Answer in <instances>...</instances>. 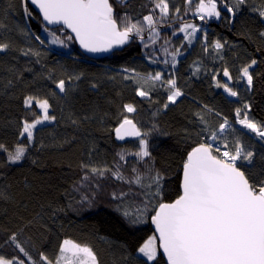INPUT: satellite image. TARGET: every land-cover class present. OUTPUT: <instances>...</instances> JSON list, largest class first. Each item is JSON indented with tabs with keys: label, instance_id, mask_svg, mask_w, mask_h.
<instances>
[{
	"label": "trees",
	"instance_id": "obj_1",
	"mask_svg": "<svg viewBox=\"0 0 264 264\" xmlns=\"http://www.w3.org/2000/svg\"><path fill=\"white\" fill-rule=\"evenodd\" d=\"M110 2L118 20L127 13L134 21H142L143 16L154 9V0ZM219 6L222 9V3ZM253 6H264V0H248L229 24L226 11L222 10L220 19L201 21L191 11L184 15L185 0H169V16L158 23L159 37L155 44L145 30L143 40L133 34L127 47L97 59L85 54L65 27L45 25L30 0L27 7L31 16L25 14L21 0H0V42L10 44L8 51L0 53V143L9 150L27 145L25 157L15 164L7 163L6 153L0 152V193L4 196L0 198V255L24 258L14 244L6 243L9 235L16 233L18 242L36 260L38 253L43 252L54 262L59 244L63 239H72L92 247L99 264H155L147 262L138 252V248L156 234L151 222L152 209L160 202L179 196L181 165L187 152L202 138L206 139L207 132H202L203 129L217 130L227 114L214 101V108L197 107L192 100L186 102L190 105L185 108L193 111L188 115L180 114L175 104L164 109L167 92L159 82L155 89L145 85L150 91L148 97L137 96L136 90L144 77L161 72L165 80L175 78L186 95L201 82L202 88L209 87L214 100L217 87L202 58L201 46L206 33L207 43L220 40L224 44L219 54L212 49L206 57L214 60L213 66L223 63L229 68L225 55L237 46L248 49L258 60L252 68V87H238V91L242 102L250 107L253 119L264 123V39L259 36L264 30V21L252 10ZM176 7L180 8L179 15L184 22L202 28L197 41L188 44L184 34L178 31L182 21L177 18ZM155 16H159L158 10ZM52 33L64 43H52ZM36 36L44 43L36 40ZM69 36L73 39L69 40ZM29 48L40 55H21L20 49ZM175 49L181 54L173 67L171 53ZM195 64L199 65V71ZM25 68L31 71H24ZM69 76L73 77L70 82ZM129 76L133 78H125ZM53 79H65L67 91L60 93L55 89ZM37 94L49 99V114L56 119L39 125L29 144L26 138L19 136L22 122L32 119L23 100L27 95ZM128 103L136 108L135 113L128 114L130 118L143 132L149 133L152 160L140 161L135 156L125 155V160L121 161L117 156L124 150L130 153L138 150L137 138L119 141L113 133L123 105ZM200 117L204 118L203 122ZM229 125L220 143L227 140L232 147L238 139L247 151H252V164L240 162L242 169L252 180L264 181V140L235 121H230ZM82 165L119 169L126 179L134 177L132 169L136 168L145 187L118 180L111 172L94 175ZM148 169H152V175L158 171L163 176L162 197L153 199L144 212ZM86 173L88 179L84 180ZM113 193L117 197L121 193L126 195L114 199ZM84 195L90 198V203L81 202ZM125 212L131 216H125ZM135 217L140 220L133 224L130 219ZM157 262L167 264L162 250Z\"/></svg>",
	"mask_w": 264,
	"mask_h": 264
},
{
	"label": "snow or ice",
	"instance_id": "obj_2",
	"mask_svg": "<svg viewBox=\"0 0 264 264\" xmlns=\"http://www.w3.org/2000/svg\"><path fill=\"white\" fill-rule=\"evenodd\" d=\"M116 2L123 3L124 0H116ZM28 3L29 0H21L25 14L31 16L27 7ZM30 3L39 9L47 24L63 25L70 29L80 46L92 53L106 52L114 46L124 45L133 34L140 36L143 40L142 34L145 30L149 32V39L155 44L159 37L157 25L169 16V0H154L153 11L143 16L142 21L139 19L134 21L127 13L118 20L114 15L113 4L110 0H30ZM185 3L187 7L184 15L191 11L201 21L210 18L220 19L219 5L223 3L224 10L229 14L228 23L232 24L241 6L246 5L248 0H234L232 3L228 0H185ZM156 10L159 12L158 17L155 16ZM252 10L258 14L261 21H264V6L259 8L253 6ZM174 11L177 18L182 21V26L178 31L183 33L184 39L191 44L201 28L194 23L184 22L183 17L179 15L181 11L179 7H176ZM173 35H176L175 31ZM259 36L264 39V30L259 32ZM52 37V43H64L55 33H52ZM35 39L41 44L44 43L39 36ZM68 39L71 40L73 37L69 36ZM204 41V50L207 52L206 33ZM9 48V43L0 42V53L8 51ZM211 48L219 54L224 44L216 40L211 44ZM164 51L168 53L166 47ZM20 53L26 57L40 55L31 48L20 49ZM180 54L179 49L171 53L173 67L176 64V57ZM36 63H39V60ZM257 64L258 60L253 58L239 70L238 78L246 80L249 89L253 85V75L250 69ZM24 71H31V69L25 68ZM197 71H199L198 68ZM222 72L227 81L231 82L233 77L228 68H223ZM125 78L132 79L133 77ZM72 79L73 77H68L69 82ZM213 80H216V76H213ZM157 82L167 92V102L163 104L164 109H167L169 104H175L177 99L183 95L177 86L176 79L165 80L161 72L144 77L143 83L136 90V95L142 98L148 97L150 91L145 89V85L150 89H155ZM53 84L60 93L67 91L65 79H53ZM216 87L222 88L229 96L238 95L228 83L217 81ZM23 104L30 110L32 119L30 121L25 119L22 122L19 136L26 138L30 144L37 127L45 122L54 121L56 117L49 114L51 104L47 97L38 94L27 95ZM248 107L245 105L243 111L240 108L235 110L236 123L264 140V126L249 119ZM135 112L136 108L133 104H124L120 119L113 129L115 138L119 141H124L126 138H137L138 140V150L134 153L127 152V150L117 153L121 161L125 160V155L135 156L140 161H145L146 158L153 159L147 139L149 133L143 132L128 115ZM200 119L203 122L204 118L200 117ZM229 126L228 119L224 118L217 130H202V132H207L206 139L202 138L201 142L187 152L181 165L179 196L170 203L160 202L153 207L154 214L151 216V222L155 226L156 234L150 236L138 248V252L146 258L147 262L158 264V253L162 250L167 264H264V181L252 180L242 169L240 162L246 161L248 165L252 164L254 157L252 151H247L238 139L232 147L229 146L227 140L223 143L219 142ZM0 152L6 153L7 163L15 164L25 157L27 145H17L14 150H9L3 143H0ZM82 167L98 176L111 172L118 180H126L129 184L134 183L145 187L143 177L136 168L132 169L135 173L134 177L126 179L119 169L113 171L108 168H89L88 165H82ZM147 171L149 183L146 185L148 191L145 192L147 200L144 212L148 211V204L153 199L162 197L163 176L158 171L152 175V169ZM83 179H88L87 173ZM125 195L126 193H121L120 197H117L113 193V198L119 199ZM0 198H4L2 193H0ZM81 202L90 203V198L84 195L81 197ZM124 215L131 216L128 212ZM139 220L140 217H135L130 219V222L135 224ZM7 242L15 245L18 252L27 259V264H99L92 247L72 239H63L59 244L54 262L43 252L38 253V260L34 259L18 242L16 233L10 234ZM24 258L18 255H0V264H26Z\"/></svg>",
	"mask_w": 264,
	"mask_h": 264
},
{
	"label": "rangeland",
	"instance_id": "obj_3",
	"mask_svg": "<svg viewBox=\"0 0 264 264\" xmlns=\"http://www.w3.org/2000/svg\"><path fill=\"white\" fill-rule=\"evenodd\" d=\"M221 14H222V9H221ZM200 33H201V31L196 34V38L193 39V41H197L196 40L197 36H198V34L200 35ZM202 43H204L201 46V49H203V51H204L203 52L204 55L202 54V58H204L206 60V63H207L206 64V68L209 71L211 79L213 80V76H216V80H213L215 84H216L217 81H219L220 83H227L224 80V78H223V72H222V69L225 68V65L223 63H220L218 65L213 66L212 63H213L214 60L213 59H209L208 60V58H206V57L209 56V53L212 50L211 44L207 43L208 51L206 52L204 50L205 41H203ZM234 46H236V45H234ZM234 50H235V48L229 50L228 53L225 55L226 56L225 59L227 60V63H228L227 66L233 71L234 77H235V80H236V84H234L233 86H231V85H229V86L232 87L233 90L238 93V95L235 96V97L229 96L226 92H224V90L222 88H218L217 87V96L214 97V100H213L212 97L210 96V90L208 89L209 87L202 88L201 82H200V86H198L197 89L194 88L195 92L192 90V92L190 94L186 95L182 91L183 95L184 94L186 95V100H184L182 98V96H183L182 95L181 97H179L177 99V102L175 103V108L178 110V112H180V114H184V115L187 114L188 115V114L193 113V111H191L192 108L191 109L190 108H185V107L190 105V104L186 105V102H188L190 100L195 102L197 107H200L202 105H206V106L211 107V108H214L213 107V101H214L216 103V105L219 106V109L225 111V113L227 114L226 118L228 119L229 122L230 121H235L236 122L235 110L237 108H240L243 111L244 110V106L247 105V104L242 102V100L240 98V95H239V91H238V89H239L238 87H243V86L248 87L247 83H246V80L238 78L239 77V70L245 64L250 62L251 59H253L255 57H254L253 53L251 51H249L248 49H246V48H243V47L239 48L237 46L235 52H234ZM195 67H197L200 70L199 65L196 66V64H195ZM250 71L252 73V69H250ZM196 84L199 85V83H196ZM193 94L203 98L202 99L203 101H199V100L197 101L196 98L193 96ZM247 112H248V117H249V119L251 121L257 123L258 125L264 126V123H262V124L258 123L257 121H255L253 119V117L251 115L250 107H248ZM153 235H155V234H153ZM159 253H160V250H159ZM159 253H158V255H159Z\"/></svg>",
	"mask_w": 264,
	"mask_h": 264
},
{
	"label": "water",
	"instance_id": "obj_4",
	"mask_svg": "<svg viewBox=\"0 0 264 264\" xmlns=\"http://www.w3.org/2000/svg\"><path fill=\"white\" fill-rule=\"evenodd\" d=\"M37 9H38V8H37ZM38 10H39V9H38ZM222 10H223V11H226V10H224L223 3H222ZM41 16H42V14H41ZM42 19H43V17H42ZM233 21H234V20H233ZM43 22L45 23V25H47V26L50 27V28L64 27L63 25H49V24H47V22L44 21V20H43ZM65 28H66V27H65ZM66 29H67V28H66ZM67 30H68L73 36L75 35L74 33L71 32L70 29H67ZM76 41H77V40H76ZM130 42H131V37H130V39H129L124 45L114 46L112 49H110V50H108V51H106V52H96V53H92V52H88L87 50L83 49V48L80 46L79 41H77V43H78L80 49H81L85 54H87V55H88L89 57H91V58H97V59L107 57V56L111 55L112 53H114V52L117 51V50H122V49H124L125 47H127V46L130 44ZM228 70H229L230 73L232 74V71H231L229 68H228ZM232 77H233V74H232ZM223 78H224V80H225L229 85L233 86V85L235 84L234 77H233V79H232L231 82L227 81V78H225L224 76H223ZM133 121H134V120H133ZM134 122H135V121H134ZM135 123H136V122H135ZM137 126H138V125H137ZM129 139H135V138H126V140H129ZM126 140H124V141H126ZM174 200H175V199H174ZM174 200H172V201H174ZM172 201H165V202L170 203V202H172ZM153 227H154V230H155V226H154V225H153ZM162 253H163V252H162Z\"/></svg>",
	"mask_w": 264,
	"mask_h": 264
},
{
	"label": "flooded vegetation",
	"instance_id": "obj_5",
	"mask_svg": "<svg viewBox=\"0 0 264 264\" xmlns=\"http://www.w3.org/2000/svg\"><path fill=\"white\" fill-rule=\"evenodd\" d=\"M232 71V70H231ZM232 74H233V77H234V73H233V71H232ZM234 80H235V77H234ZM236 81V80H235Z\"/></svg>",
	"mask_w": 264,
	"mask_h": 264
}]
</instances>
